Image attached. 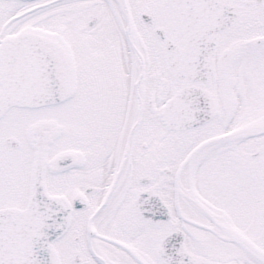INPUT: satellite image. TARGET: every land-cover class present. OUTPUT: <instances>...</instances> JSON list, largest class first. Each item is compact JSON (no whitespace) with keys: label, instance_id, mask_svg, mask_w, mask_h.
<instances>
[{"label":"snow or ice","instance_id":"6c2138e0","mask_svg":"<svg viewBox=\"0 0 264 264\" xmlns=\"http://www.w3.org/2000/svg\"><path fill=\"white\" fill-rule=\"evenodd\" d=\"M0 264H264V0H0Z\"/></svg>","mask_w":264,"mask_h":264}]
</instances>
